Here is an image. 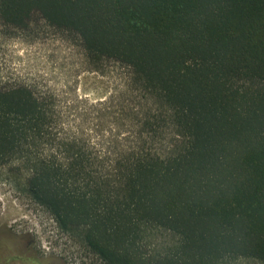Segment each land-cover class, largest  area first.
<instances>
[{"label": "trees", "instance_id": "1", "mask_svg": "<svg viewBox=\"0 0 264 264\" xmlns=\"http://www.w3.org/2000/svg\"><path fill=\"white\" fill-rule=\"evenodd\" d=\"M33 12L121 73L94 97L0 85L15 187L103 264H264V0H0Z\"/></svg>", "mask_w": 264, "mask_h": 264}, {"label": "rangeland", "instance_id": "2", "mask_svg": "<svg viewBox=\"0 0 264 264\" xmlns=\"http://www.w3.org/2000/svg\"><path fill=\"white\" fill-rule=\"evenodd\" d=\"M120 73L113 62L92 70L77 39L46 24L37 12L25 27L0 19V85L28 83L72 99L94 97L116 85ZM10 166L0 167L2 238L14 244L31 243L36 254L45 258L43 264H103L76 236L60 232L50 213L15 187L14 179L23 186L25 173L20 169L14 174ZM146 264H160L156 249L148 254Z\"/></svg>", "mask_w": 264, "mask_h": 264}, {"label": "flooded vegetation", "instance_id": "3", "mask_svg": "<svg viewBox=\"0 0 264 264\" xmlns=\"http://www.w3.org/2000/svg\"><path fill=\"white\" fill-rule=\"evenodd\" d=\"M9 234H12L10 230ZM0 229V264H43L45 258L36 254L31 243L26 245L2 238Z\"/></svg>", "mask_w": 264, "mask_h": 264}]
</instances>
